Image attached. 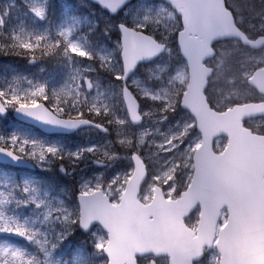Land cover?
<instances>
[{
  "label": "water",
  "instance_id": "obj_1",
  "mask_svg": "<svg viewBox=\"0 0 264 264\" xmlns=\"http://www.w3.org/2000/svg\"><path fill=\"white\" fill-rule=\"evenodd\" d=\"M86 1L113 17L132 0ZM163 1L180 21L175 42L186 66L187 81L179 107L192 117L200 136L191 156L188 186L178 197L168 199L154 185L150 201L141 203L138 196L147 169L133 152L129 157L132 170L116 203L101 189L76 194L77 229L85 235L97 226L106 234L102 248L106 264H138L137 260L145 257L151 258L148 264H156L161 258L166 259V264H193L202 259L204 250L212 248L218 255L217 264H264V135L251 132L242 123L264 116V102H246L216 111L204 94L213 71L207 62L215 55L214 45L233 40L258 50L264 47V36L247 38L235 25L223 0ZM116 29L120 97L128 123L135 127L142 123V117L138 100L126 81L139 65L157 59L165 45L121 23ZM246 84L264 97V66L255 69ZM85 85L88 90L86 80ZM5 115L0 100V118ZM11 116L46 135H71L86 128H100L87 119L57 117L42 102L24 108L17 105ZM219 137L226 143L221 152H215L213 142ZM0 165L35 169L29 160L3 147ZM195 210L197 223L191 229L184 219ZM222 210L226 213L225 223L216 230Z\"/></svg>",
  "mask_w": 264,
  "mask_h": 264
},
{
  "label": "rangeland",
  "instance_id": "obj_2",
  "mask_svg": "<svg viewBox=\"0 0 264 264\" xmlns=\"http://www.w3.org/2000/svg\"><path fill=\"white\" fill-rule=\"evenodd\" d=\"M19 1L24 3L27 10L33 15H36L34 10L40 12L42 9L43 0ZM9 3L13 6L18 5L16 0H9ZM166 9L167 7L161 3L153 4L152 1L138 0L121 12L115 20V24L105 12L101 17L107 27L106 30L112 33L110 46L87 51L83 56L84 59L74 58L71 55L65 59L64 69L59 76L62 85L58 89V93L65 91V82H68L70 86L80 89L76 94L79 97V102L83 105L97 109L101 103L100 108L102 110L107 109L106 111L111 113L113 120L112 130L109 131L108 136L106 129L102 130V134H98L91 128H87L77 132L83 139L82 143H77L73 138L47 141L44 137H35L20 131L10 130L4 134L0 133V142L9 143L11 146L15 145L16 150H21L36 159V164L33 163L35 170H47L50 167V165L49 167L46 166L51 159H47L46 156L48 157L50 154L58 153L65 156V154L72 155L78 150L86 152L87 154L81 162H77L76 170H74L76 175L73 176V179L74 182L76 181L75 187L78 193H90L102 189L99 185H104L103 192H108V197L111 195L110 201L116 203V199L121 194L131 172L130 154L127 155L128 148L124 146L126 138L131 137L134 141V152L140 155L148 167V171H150V176L145 180L138 200L144 204L149 202L154 185L162 189L166 198L171 199L178 196L179 193L174 197L173 191L176 185L180 188V192L188 186L192 171L191 155L200 143V136L194 128L193 119L189 118L186 115L187 112H182L183 110L181 111L178 107L180 96L187 81L185 63H179L177 59L173 62L172 58L175 56L167 51L157 60L140 66L129 77L126 86L136 97L138 104L139 101L143 104L142 107L139 106L142 123L135 127L129 125L125 111L123 115L115 95L111 93L112 91L109 92L108 82L105 78L100 80L99 74L100 68L105 70L107 78H111L116 73L117 61L114 53H119L117 24L128 21L131 27L140 30L148 24L160 23L164 32L167 30L168 33L174 28L172 23L167 22L170 19L166 16ZM51 31L53 34L64 36L70 46L77 49V43L72 36L71 26L68 22L59 23ZM246 31L250 34L253 31H264V22H260L255 29L247 27ZM45 36L52 40L51 35L45 33ZM160 43L166 44L165 41H160ZM239 55L240 59L235 61V64L240 71L239 77L243 79H247L251 75L254 67L264 64V51L257 53L248 51ZM208 63L211 66L213 60ZM246 64L248 65L246 66ZM220 77L219 74L214 82L217 83ZM84 80L88 82V90L84 87ZM21 81L22 78L16 77L10 68L5 71L0 70V94L11 95L12 91L20 92L19 84L23 85L20 83ZM23 81L30 83L29 93L32 97L37 96L34 93H39L38 95L42 97L46 95L39 80L34 82L24 79ZM105 83L106 86H104ZM102 87L107 88L102 91ZM181 87H183L182 90ZM27 88L23 87V89ZM223 92V89H215V87L206 89V93L210 94L213 104H215L213 106L217 109L230 107L229 104H219L224 99ZM177 94L179 98H176ZM5 102L4 100L2 104L8 111ZM46 107L51 111L48 106ZM252 122L254 125H264L263 120ZM124 124L131 127L130 130L132 131H127ZM6 127L5 129H7ZM111 136L112 138L120 136L116 143L118 148L122 149V155L118 156L121 159L117 162V166L105 160L107 143H109ZM224 145L225 140L217 138L213 142V150L220 152ZM48 148L56 149L55 153H49ZM91 154L95 157H90ZM41 155L44 156L43 160H41ZM105 164H108L109 167ZM88 166H93L97 170L87 171V174L85 170ZM63 168L65 167L63 166ZM176 169H179L177 178L174 176ZM111 186L114 187L110 188ZM52 192L49 187H43L33 179L21 176L15 181L11 175L0 171V261H12L16 257L28 261L17 246L18 244H25L37 253L43 264H84L78 255L67 260L64 257V251L55 252L52 250L53 238L60 234L59 229L66 228L71 218L64 200L60 198L61 195ZM113 193L116 195L113 196ZM188 218L190 222H186V225L193 229L197 222V213H192ZM224 223L225 212L222 211L216 229L218 230ZM21 231L24 236L15 234ZM86 236L90 243V255L92 256L89 263L98 264L96 253L100 251L102 254V248L106 243V234L95 226ZM14 240H18V242ZM29 257H34L31 252ZM149 259V257L140 259L142 260L140 264H148ZM29 261L31 264L37 262ZM217 261L218 255L212 248L201 261L195 264H217ZM156 263L166 264V261L159 259L156 260Z\"/></svg>",
  "mask_w": 264,
  "mask_h": 264
},
{
  "label": "trees",
  "instance_id": "obj_3",
  "mask_svg": "<svg viewBox=\"0 0 264 264\" xmlns=\"http://www.w3.org/2000/svg\"><path fill=\"white\" fill-rule=\"evenodd\" d=\"M136 1L138 0L132 1L130 5ZM148 1H152L153 4L161 3L167 7L166 16L170 19L167 22L173 24L174 30L171 29L168 33L167 30L164 32L160 23H154L146 25L143 29H140V31L150 35L158 42L165 41L166 48L163 55L168 51L175 56V58H172L173 62L177 59L179 63H183L175 42L176 33L180 29L179 18L176 17L165 3L161 2L162 0ZM16 2L18 5L13 6L9 3V0H0V70L3 69V71H5L7 68H10L16 77L22 78L20 83L23 85L19 84L20 92L18 93L17 91H12L11 95L4 93L0 94L3 96V98L0 96L1 99H3V102L4 100L6 101L5 104L8 109L7 116L0 119V133L4 134L7 131L15 130L34 135L35 137H44L47 141L61 138H73L75 142L82 143V136L78 133L70 136H44L33 128L21 125L11 118V109L16 105L43 101V103L58 117L87 119L102 127V130H108V132L106 131L108 136L109 131L112 130L113 120L111 113L106 111L107 109L102 110V108H100L101 103L98 105L97 109H93L89 105H83L79 102V97L76 94L80 89L75 86H70L68 82H65V91L58 93V89L62 85L59 76L64 69L65 59L68 55H71L74 58L84 59L83 56L87 51L110 46L109 42L112 33L106 30L107 27L101 17L105 12L99 10L98 7L88 3L86 0H43L41 11L37 12L34 10L33 12L36 15H33L27 10V6L24 3H21L19 0H16ZM224 2L226 8L229 9L233 16L235 25L245 33L247 37L251 38L255 35L264 33V31H253L250 34L246 31L247 27L255 29L260 22H264L262 21L264 18V0H224ZM120 14L121 12L114 17H110L114 24ZM64 21L70 24L72 36L76 40L77 49L75 52L72 51L73 48L64 36L53 34L51 31L53 27ZM123 24L130 26L128 21ZM45 33L51 35L52 40H49L45 36ZM24 44L31 45V48L22 47ZM214 51L215 56L213 58V64L211 65L213 72L208 80L207 88L215 87V89L224 90V99L219 104L235 105L247 101L258 100L260 96L246 85V79L239 77L240 71L235 64V61L240 59L239 54L248 52L249 50L236 41H223L221 44L218 43L214 45ZM81 52L84 53V55H80L79 53ZM114 54L117 61L116 73L111 76V78H107L105 76V70L100 68L99 74L101 78H99L100 80L105 78L108 82L107 87H110L109 92L112 91L111 93L115 95L124 115L123 105L120 98V61L118 52ZM247 65L248 64H246V66ZM219 74L221 77L218 79L217 83H215L214 81ZM24 79L34 82L39 80L41 82L40 85L42 86V90H44L46 95L44 97L41 95L32 97L29 93L30 83L23 81ZM104 86H106V83ZM23 87L28 88L23 89ZM107 87H102L103 89L101 90L103 91ZM182 88L183 87H181V90ZM245 91L247 92L246 94ZM205 96L212 109L216 111L222 110L213 106L215 104H213L212 97L210 94L206 93V90ZM176 98H179L178 94ZM139 106H143L140 101ZM176 110L179 111L178 109ZM186 115L191 118L187 113ZM244 125L247 128H251L252 132H260L259 130L248 126L246 123H244ZM5 126H7V129H5ZM124 126L126 125L124 124ZM126 128L127 131H132L130 130L132 129L131 127L126 126ZM92 130L95 133L102 134V130ZM119 137L112 138L111 136L109 138L110 141L107 143L108 147L106 148L107 152H105L106 162H112L114 166L118 165L117 162L121 159L118 156L122 155V149L118 148L116 143V140ZM133 142V138H126L124 146L128 148V151L126 152L127 155L135 150ZM0 146L11 150L18 156L24 157L30 162L36 164V159L21 150H16L15 145L11 146L9 143L0 142ZM86 154V152L81 150H78L72 155L65 154V156L59 155L58 153L50 154L48 157L46 156L47 159L51 158L48 165H46L48 167L50 165L47 170L17 169L0 165V171L8 173L15 181L21 176L33 179L41 186L49 187L53 191V194L61 195L60 198L64 200L71 218L69 224L66 225V228L59 229L58 232L60 234L57 235L56 238H53L54 243L52 244V250L55 252L64 251V257L67 258V260L78 255L81 257L84 264H90L89 260L92 258L90 255V243L87 236L77 230V205L75 196L78 193V190L75 187L76 181L74 182L73 179V176L76 175L74 170H76L77 162H81ZM90 157L95 156L91 154ZM105 165L109 167L108 164ZM113 165L111 166L114 168ZM126 165L129 166V164ZM63 166L65 168H63ZM179 169H176L175 171V178L178 177ZM94 170L97 169L93 166H88L85 171L87 173V171L92 172ZM186 172H188V169H186ZM149 176L150 171H148L147 167V178ZM99 186L102 187V189L104 188V185ZM113 187L114 186H111L110 188ZM178 193H180V188L176 185V188L173 191L174 197L175 195H178ZM106 195L108 196V192ZM115 195L116 194L113 193V196ZM109 197H111V195H109ZM186 222H190L189 218L185 219V223ZM14 241L18 242V240ZM17 246L21 249L22 255L25 256L28 261L34 260V262L37 261L36 264H43L38 258L37 253L34 252L30 246L25 244H18ZM30 252L34 256L33 258L29 257ZM96 255L98 264H106V259L100 251H97ZM206 255L207 253L204 254V257ZM163 260L166 261V259ZM138 263H142V260H138Z\"/></svg>",
  "mask_w": 264,
  "mask_h": 264
},
{
  "label": "snow or ice",
  "instance_id": "obj_4",
  "mask_svg": "<svg viewBox=\"0 0 264 264\" xmlns=\"http://www.w3.org/2000/svg\"><path fill=\"white\" fill-rule=\"evenodd\" d=\"M22 47H25V48H31V45L29 44H24L22 45ZM72 51H76L75 48L72 49ZM80 55H84V53H79ZM42 91V90H41ZM39 93H34V95H38ZM25 105H21V108H24ZM41 119H43V117H41ZM47 151L49 153H55L56 149L54 148H48ZM9 155H12L11 153H8ZM44 159V156L41 155V160ZM193 167H198L197 165H193ZM199 170V169H198ZM16 235H19V236H24V233L21 231V232H17L15 233ZM97 247H100L99 245H97ZM203 256V253H201V258ZM0 264H31V261H24L22 259H20L19 257H16L14 258L12 261H7V260H4V261H0Z\"/></svg>",
  "mask_w": 264,
  "mask_h": 264
},
{
  "label": "flooded vegetation",
  "instance_id": "obj_5",
  "mask_svg": "<svg viewBox=\"0 0 264 264\" xmlns=\"http://www.w3.org/2000/svg\"><path fill=\"white\" fill-rule=\"evenodd\" d=\"M262 34H264V33H262ZM259 51H264V47L260 48L259 50L252 51V53H257ZM260 66H264V64H262ZM250 102H264V97L263 96H260V98H258V100H256V101H250ZM254 120H263L264 121V116L258 117V118H253V119H249V120H245L244 121V123L249 124L253 129H257L262 134H264V125H254V124H252L253 123L252 121H254Z\"/></svg>",
  "mask_w": 264,
  "mask_h": 264
}]
</instances>
